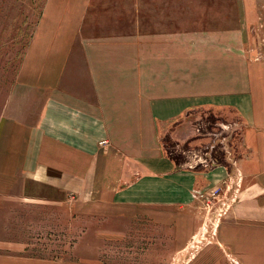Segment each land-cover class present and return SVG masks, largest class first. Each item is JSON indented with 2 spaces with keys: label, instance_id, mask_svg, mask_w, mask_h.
I'll use <instances>...</instances> for the list:
<instances>
[{
  "label": "rangeland",
  "instance_id": "1",
  "mask_svg": "<svg viewBox=\"0 0 264 264\" xmlns=\"http://www.w3.org/2000/svg\"><path fill=\"white\" fill-rule=\"evenodd\" d=\"M47 1L0 0V264H264V152L246 143L264 0H116L124 35L56 83L36 35ZM165 91L188 102L171 119L154 110ZM164 167L188 204L102 205Z\"/></svg>",
  "mask_w": 264,
  "mask_h": 264
},
{
  "label": "crops",
  "instance_id": "2",
  "mask_svg": "<svg viewBox=\"0 0 264 264\" xmlns=\"http://www.w3.org/2000/svg\"><path fill=\"white\" fill-rule=\"evenodd\" d=\"M117 2L116 0H48L46 2L41 19L38 23L36 35H38L39 55L48 58L45 60L50 62L49 71L54 73L52 75V77L54 76L52 80L53 83L60 81L64 71L72 70L73 65H71L70 61L74 55L78 56L80 51L85 49L87 51L91 50L92 55L97 56L96 52H99L98 50H102L106 46L102 42L104 35H124L123 32L119 33L114 28L115 25L118 24L119 17L125 14V5L122 2ZM84 35L87 36L83 38ZM88 40L90 42H88ZM93 70L97 71L100 70V68L95 67ZM258 84L260 86H255L254 91L251 93L252 100L249 102L250 107L246 108V111L249 112V118L255 120L256 124L246 133V143L250 152H255L257 150L264 152V80H260ZM228 90H224L223 92L228 94ZM220 92L212 91L211 93L213 96L215 94L218 96L221 95ZM203 94L204 93H202V95ZM181 95L185 97V95ZM253 96H255V99L256 97L260 98L261 107L253 108ZM164 97L165 100L163 102H158L154 106L156 113L163 114L156 116V118L171 119L174 117L172 114L174 113V107L176 105L179 106L180 104L181 107L183 104L187 105L188 103H185L187 98L180 102L174 101L172 99V92L165 91ZM255 103H257V101H255ZM180 107L177 109L182 110ZM117 108L119 107L117 106ZM110 111L111 109L106 106L102 118L110 119L112 116L107 114ZM88 112L90 113L91 110L88 109ZM256 130L259 131V133ZM69 166L72 167L73 165L70 163ZM164 169L166 170L164 175L168 173L171 177H166L164 181L160 179L159 182H157V178L155 182H151V180L147 183L143 182L141 188L144 191L141 190L140 193L132 192V194H130V192L126 191H118L116 193L104 192L101 194L103 197L100 198L102 205L117 207L118 209L122 207H160L168 209L175 205L182 206V203H184V205L188 204L187 195L179 196L173 194V172L168 167H164ZM167 178L168 181L166 180ZM158 183L168 184L169 188L164 189L163 185L159 188L157 187ZM180 190H187V187H181ZM4 195L12 196V193L9 190V192H5ZM77 195V193H63L62 199L67 200L72 198L73 200H77V198H74ZM83 195H87V193H83ZM21 196V199L24 201L43 200L44 202H50L49 200H53V198L50 197H36L34 195L30 196L25 194ZM79 199L82 198L79 197ZM87 199L88 197H85V200ZM179 201L181 204L178 203ZM172 219L171 213L164 214V222H173Z\"/></svg>",
  "mask_w": 264,
  "mask_h": 264
}]
</instances>
